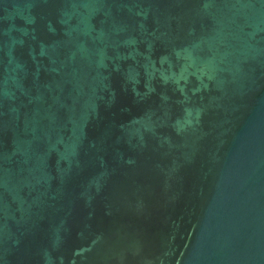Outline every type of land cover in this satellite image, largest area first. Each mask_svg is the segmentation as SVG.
Masks as SVG:
<instances>
[{"label": "water", "instance_id": "95a60500", "mask_svg": "<svg viewBox=\"0 0 264 264\" xmlns=\"http://www.w3.org/2000/svg\"><path fill=\"white\" fill-rule=\"evenodd\" d=\"M210 91L264 264V0H170Z\"/></svg>", "mask_w": 264, "mask_h": 264}]
</instances>
